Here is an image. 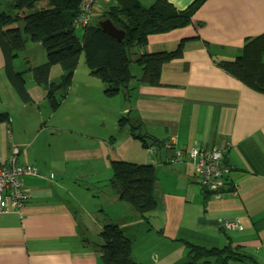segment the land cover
<instances>
[{"label":"crops","instance_id":"1","mask_svg":"<svg viewBox=\"0 0 264 264\" xmlns=\"http://www.w3.org/2000/svg\"><path fill=\"white\" fill-rule=\"evenodd\" d=\"M137 1L144 7L155 2ZM166 1L182 11L195 0ZM108 4L95 0L94 9L100 10L93 11V19ZM262 34L264 0H207L189 26L149 36L140 50L168 53L185 41L181 57L162 66L159 86L133 81L128 99L123 94L106 98L103 84L77 65L66 97L52 114L34 106L37 88L27 90L29 102L21 100L6 77L0 49V111L10 117L0 124V159L5 163L17 148V164L43 175L23 179L28 199L20 212L0 215V264H103L94 245L108 222L132 242L138 264H185L184 241L215 248L231 244L264 264V95L218 66L233 61L247 41ZM62 74L53 66L49 80L56 82ZM45 94L41 99L47 102ZM96 110L116 125L118 118L136 120L143 134L163 143L174 139L175 149L221 151L231 171L223 176L219 196H209L203 204L187 162H169L167 146L152 154L130 135L128 126L127 131L118 127V134L107 140L94 139L83 125L80 134L95 146L38 149L51 116L60 117L56 124L61 128H48L72 132ZM112 161L154 166L159 204L146 219L110 188ZM225 219L236 226L225 228Z\"/></svg>","mask_w":264,"mask_h":264},{"label":"trees","instance_id":"2","mask_svg":"<svg viewBox=\"0 0 264 264\" xmlns=\"http://www.w3.org/2000/svg\"><path fill=\"white\" fill-rule=\"evenodd\" d=\"M39 1L11 0L8 9L16 14L0 13V49L6 77L21 100L25 103L30 101L24 79L29 72L33 81L45 88V98L50 108L56 110L67 95L81 55L89 73L103 84L106 98L123 94L128 99L133 81L150 87L159 86L162 66L181 57L185 41H181L173 52L149 54L139 53L140 50L146 46L149 36L189 26L195 12L207 0H195L182 11L176 10L166 0H155L150 7L142 6L137 0H108L106 9L93 21L94 2L91 23L85 27L76 24L84 0H47L46 7L24 13L33 10ZM105 19L112 20L125 33L121 42L104 33L97 25L98 21ZM20 21L23 23L21 31L7 33L4 30L6 26ZM77 29L79 35L76 34ZM28 40L41 45L45 61L17 72L14 59L25 50ZM132 64L139 68V76L131 72ZM57 65L63 74L58 81L51 82L50 70ZM218 66L249 89L264 95V34L247 41L233 61H221ZM9 120L8 113L0 111V124ZM118 125L121 129L128 126L130 135L147 150L167 146V143L143 134L136 120L121 118ZM169 150L172 152L169 162H177L174 150ZM186 162L193 170L194 183L201 189L203 204L209 196H219L224 175L221 187L217 191H209L201 185L192 165L184 157L181 163ZM221 165L231 171L224 154ZM110 166V188L117 193L120 201L127 203L140 218L146 219V215L156 210L159 204L154 166L122 161H112ZM49 177L53 178V175ZM99 239L94 248L103 264H138L132 257V242L118 225L111 222L104 224ZM183 244L187 249L185 264H260L255 256L231 244L222 248L204 247L186 241Z\"/></svg>","mask_w":264,"mask_h":264},{"label":"rangeland","instance_id":"3","mask_svg":"<svg viewBox=\"0 0 264 264\" xmlns=\"http://www.w3.org/2000/svg\"><path fill=\"white\" fill-rule=\"evenodd\" d=\"M11 2V0H0V13H9L10 15H15V11H12L8 9V4ZM47 6V0H40L34 7L33 10H26L24 13H32L34 11L39 10L40 8ZM97 7V6H95ZM100 10V9H99ZM99 10L94 9L96 13H99ZM96 20V19H95ZM93 19V21H95ZM23 23L16 22L12 23L4 28V30L7 33H12L15 31H21ZM76 34L79 35L80 31L77 29ZM45 61V53L43 48L39 43H33L29 40L26 43L25 50L22 52H19L17 57L14 59V69L15 71H24L29 66H37L41 65ZM78 68L87 70L84 65V58L81 55ZM131 72L135 76H139L140 70L138 67H136L134 64L131 65ZM24 79L26 81V88L27 90L30 88H37L39 91L37 94L34 95V97L37 99V102H34V106L38 107L39 111L41 113H44L47 111V114H52V110L48 103L41 99V97H44V87L38 86L32 79L31 74L29 72H26L24 75ZM29 91V90H28ZM40 99V101H39ZM98 108V107H97ZM103 109V108H102ZM63 112L62 109H60L55 116L60 115ZM96 113L94 116L88 117L89 119H85L84 122H81L79 126H77L72 132L71 131H56L54 128H48L51 125L53 127L57 126L56 122L60 121V117H53L51 116L50 122H44V124L47 126L45 129L46 131L40 136L37 142V146L39 150H65L67 148L69 149H78V147H81L85 144H89V147L92 145L95 146L93 139H87L82 134H80L83 128L81 126H85L86 129L88 128L89 131H91L92 135L94 136V139L96 136H99V138L110 139L113 138L115 135L118 134V121L117 125L115 124V121L109 120V118H106L104 111H95ZM59 124L57 127H60ZM117 126V131L115 130ZM123 131H127L125 128ZM91 208V206H90ZM98 214V213H97Z\"/></svg>","mask_w":264,"mask_h":264},{"label":"built area","instance_id":"4","mask_svg":"<svg viewBox=\"0 0 264 264\" xmlns=\"http://www.w3.org/2000/svg\"><path fill=\"white\" fill-rule=\"evenodd\" d=\"M94 2L95 0L83 1L80 17L76 20L78 26L85 27L91 23ZM174 143V139L169 140L167 148L174 150L173 155L176 161L181 163L186 157L198 175L201 185L209 191H217L221 187V177L229 172V168H223L221 165L223 153L214 148H186L184 151L175 149ZM18 152V149L14 148L12 156L5 163L0 159V215L20 212L25 207L28 199L27 191L23 188L25 177H43L30 165H18L15 158ZM149 152L156 153L154 148H150ZM224 226L231 229L236 226V223L225 219Z\"/></svg>","mask_w":264,"mask_h":264},{"label":"water","instance_id":"5","mask_svg":"<svg viewBox=\"0 0 264 264\" xmlns=\"http://www.w3.org/2000/svg\"><path fill=\"white\" fill-rule=\"evenodd\" d=\"M97 25L101 28V30L111 36L113 39H115L117 42H121L125 38V33L118 29L112 20L105 19L97 22ZM202 223H204L203 220H200ZM214 224H218L217 222H211Z\"/></svg>","mask_w":264,"mask_h":264}]
</instances>
